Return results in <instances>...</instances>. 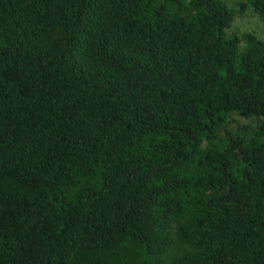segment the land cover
I'll list each match as a JSON object with an SVG mask.
<instances>
[{
	"label": "trees",
	"instance_id": "1",
	"mask_svg": "<svg viewBox=\"0 0 264 264\" xmlns=\"http://www.w3.org/2000/svg\"><path fill=\"white\" fill-rule=\"evenodd\" d=\"M238 7L0 0V264H264V39L228 33L264 0Z\"/></svg>",
	"mask_w": 264,
	"mask_h": 264
},
{
	"label": "rangeland",
	"instance_id": "2",
	"mask_svg": "<svg viewBox=\"0 0 264 264\" xmlns=\"http://www.w3.org/2000/svg\"><path fill=\"white\" fill-rule=\"evenodd\" d=\"M230 7L238 9L239 0H224ZM228 33L243 35L254 33L260 39H264V17L258 15L253 10H245L241 14H236ZM254 125V121L245 119L238 115L232 116L229 128L236 130L243 126Z\"/></svg>",
	"mask_w": 264,
	"mask_h": 264
}]
</instances>
